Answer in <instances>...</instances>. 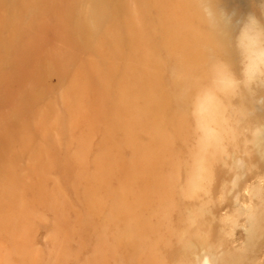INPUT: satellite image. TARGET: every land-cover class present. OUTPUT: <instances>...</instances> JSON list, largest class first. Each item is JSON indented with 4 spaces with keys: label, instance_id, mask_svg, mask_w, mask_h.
<instances>
[{
    "label": "rangeland",
    "instance_id": "rangeland-1",
    "mask_svg": "<svg viewBox=\"0 0 264 264\" xmlns=\"http://www.w3.org/2000/svg\"><path fill=\"white\" fill-rule=\"evenodd\" d=\"M192 1L0 0V264H264V82L227 34L260 11Z\"/></svg>",
    "mask_w": 264,
    "mask_h": 264
},
{
    "label": "clouds",
    "instance_id": "clouds-1",
    "mask_svg": "<svg viewBox=\"0 0 264 264\" xmlns=\"http://www.w3.org/2000/svg\"><path fill=\"white\" fill-rule=\"evenodd\" d=\"M217 0H201V11L205 21L212 27L223 26L227 30L233 23L235 13H227L216 7ZM260 14L250 12L237 21L238 31L233 37L227 34L238 51L241 60V77L246 85L264 82V0H252ZM213 84L221 92L236 87L237 77L223 61L217 62L211 69ZM206 144L211 147L210 143ZM222 223L229 230L234 229L235 219L225 216Z\"/></svg>",
    "mask_w": 264,
    "mask_h": 264
},
{
    "label": "bare ground",
    "instance_id": "bare-ground-1",
    "mask_svg": "<svg viewBox=\"0 0 264 264\" xmlns=\"http://www.w3.org/2000/svg\"><path fill=\"white\" fill-rule=\"evenodd\" d=\"M192 3L194 5H196V1H194V2L192 1ZM175 20H176V18L173 19V22L176 24L177 22ZM217 31L219 32V28L217 29ZM218 32L215 31L214 36H208V37L207 36H204V35H200V34L195 35V39H194L195 40V42H194L195 48H194L193 54H196V56H197V54H198V56L203 55V53L206 51L205 48L207 49L208 47H211L213 43H216L217 40H219V39H217V38H219V35H218L219 33ZM176 38L179 39L177 36H176ZM181 41H182V43H180V44L182 46H184L186 44V42H185L186 40H184V41L181 40ZM209 41H211V45H210V42ZM205 44H206V46H205ZM204 61H206V62H203L204 65H203V67H202V69H201L200 72H202V73L205 72V73L209 74V73H211V69H212V66H213L212 65V62H211L212 60H210L209 58H207V60H204ZM191 68L193 70H195V67L194 66H191ZM128 72L129 71L127 70L125 73L127 74ZM79 105H80L79 103H77L76 105H73L74 106V109H75V106H77V108L75 110L76 112H78L79 110H81V106H79ZM158 125L159 124H157V127H158ZM177 126H178V123H177ZM159 131H160V128H159ZM148 165H149V163H148ZM153 183H155L156 185H159L158 184V181H156V179H155V181H153ZM121 201H122L121 203H123L124 200H121Z\"/></svg>",
    "mask_w": 264,
    "mask_h": 264
}]
</instances>
